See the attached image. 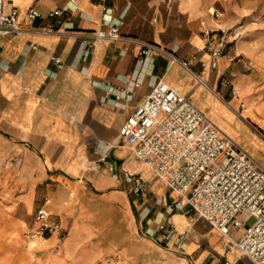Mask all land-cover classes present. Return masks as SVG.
I'll use <instances>...</instances> for the list:
<instances>
[{"label": "crops", "instance_id": "1", "mask_svg": "<svg viewBox=\"0 0 264 264\" xmlns=\"http://www.w3.org/2000/svg\"><path fill=\"white\" fill-rule=\"evenodd\" d=\"M106 5L115 18L125 14L120 32L137 41L101 42L86 55L89 34L101 28V2L6 0L5 11L17 8L18 21L32 29L7 36L0 51L1 183L13 179L21 190L15 211L0 208V264H137L154 241L163 247L158 226L177 196L136 159L119 133L158 80L190 96L264 167V8L258 10V3L244 8L243 0H108ZM65 7L71 11L51 16ZM32 8L41 14L36 20L28 18ZM213 9L223 14L219 23ZM227 10L235 17H226ZM242 14L258 22H250L246 34L230 44L217 71L203 69L205 28L229 27ZM50 24L58 31H35ZM138 42L167 53L144 59ZM170 54L180 60L196 55L192 69L207 86ZM127 175L146 181V192L131 194ZM40 209L57 217L67 235L32 237L34 224L29 229L27 223ZM9 211L12 225L5 228ZM191 219L171 216L177 232L186 233L183 260L194 254L198 264H253L236 246L243 230L224 236ZM212 251L219 257L212 259Z\"/></svg>", "mask_w": 264, "mask_h": 264}, {"label": "built area", "instance_id": "2", "mask_svg": "<svg viewBox=\"0 0 264 264\" xmlns=\"http://www.w3.org/2000/svg\"><path fill=\"white\" fill-rule=\"evenodd\" d=\"M98 1L104 6L101 28L89 34L85 54H90L96 44L105 41L136 42L120 32L125 14L115 18L113 8L106 5L108 0ZM5 3L6 0H0V51L7 36H22L32 29L18 21L17 8L6 12ZM71 4H75V0H71ZM68 11L71 8H58L51 12V16L59 17ZM210 13L219 23L222 13L215 9ZM40 16L34 8L28 12L30 20ZM253 22L257 23L258 20ZM202 25L206 26V22L202 21ZM35 31L51 34L58 29L50 24ZM244 31L243 25L235 28L206 27L203 35L208 61H200V66L210 72L217 71L219 61L226 55L230 44L241 38ZM138 43L141 46L140 56L144 59L167 53L160 46ZM30 47L36 49L35 45ZM170 56L190 70L199 83L207 86L192 69V62L198 59L196 55L185 60ZM55 62L59 63V60L55 59ZM111 91L112 88H109ZM232 94L236 95L237 92L232 90ZM119 133L132 148L136 159L152 169L158 178L166 182L170 192L177 196L176 201L168 204L166 222L158 226L164 248L184 254L182 240L186 233L177 232L171 216H196L197 220L224 236L232 230H243L236 244L238 250L253 264H264V167L224 134L190 96L158 80L149 96L128 116ZM126 179L133 194H141L148 189V183L140 176L127 175ZM251 219L255 221L249 226L247 223ZM33 224L34 228L30 231L32 237L55 235L63 238L65 235L60 220L44 209L37 212Z\"/></svg>", "mask_w": 264, "mask_h": 264}, {"label": "rangeland", "instance_id": "3", "mask_svg": "<svg viewBox=\"0 0 264 264\" xmlns=\"http://www.w3.org/2000/svg\"><path fill=\"white\" fill-rule=\"evenodd\" d=\"M228 1H235V0H228ZM258 3V5H257ZM257 5L258 10L264 8V0H259V1H252V0H243V6L248 7V6H252V5ZM228 10L225 12V16H229V17H235V13L232 12L231 14H228ZM249 14V13H247ZM255 15V14H254ZM223 16V14H222ZM245 14L240 15V21H238V23L233 24L231 26H229L228 28H235V27H239V26H244L245 27V31L243 36L246 34L247 32V28L250 22L253 21V19H250L251 17H244ZM223 18V17H222ZM260 21H262L263 19L258 18ZM260 23V22H259ZM263 167V166H262ZM0 208L6 209V210H13L15 211V209L17 208L16 204L17 201L15 200V198L17 197V195L21 192V190L19 189V187H17L14 183H13V179L8 180L5 184L1 183V176H0ZM131 194L132 191H131ZM13 211H9L7 212V216L6 218H4V226L5 228L9 227L12 225L11 222V214ZM192 218L194 220H196L197 222H202L201 220H197L196 216H192ZM2 221V220H1ZM33 221H34V216L29 218V221L27 223V227L29 229H31L32 225H33ZM254 219H251L248 221L247 225H252L254 223ZM209 226V225H208ZM139 234L144 236V232L142 230L139 231ZM65 235H67V231L65 229ZM64 235V236H65ZM5 239L10 242L9 236L8 235H4ZM5 240V241H6ZM186 259L183 260V255L179 254L175 249H166L160 245H158L155 241L154 243H152V245H149L148 249H147V253L141 257H139L140 259H138L137 264H181V263H185V264H198L197 261L194 260V254L190 255V256H184ZM219 257V254L212 251L211 252V258L215 259Z\"/></svg>", "mask_w": 264, "mask_h": 264}, {"label": "bare ground", "instance_id": "4", "mask_svg": "<svg viewBox=\"0 0 264 264\" xmlns=\"http://www.w3.org/2000/svg\"><path fill=\"white\" fill-rule=\"evenodd\" d=\"M1 187V186H0Z\"/></svg>", "mask_w": 264, "mask_h": 264}]
</instances>
